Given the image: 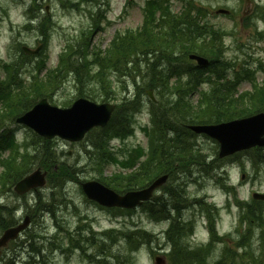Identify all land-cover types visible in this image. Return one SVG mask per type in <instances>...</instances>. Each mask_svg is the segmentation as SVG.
Here are the masks:
<instances>
[{
    "label": "rangeland",
    "instance_id": "1",
    "mask_svg": "<svg viewBox=\"0 0 264 264\" xmlns=\"http://www.w3.org/2000/svg\"><path fill=\"white\" fill-rule=\"evenodd\" d=\"M194 1L205 6L208 9V21L221 28L219 32L225 45L222 58L230 62L225 73L232 76L231 78H236L237 74H240L244 69H252L257 81H261L264 78L262 68L261 71L259 70L261 65L264 66V0ZM38 3L39 8L35 5L32 6V0H0V62L11 58L12 55L13 57L19 55L22 52V47L34 48L39 44L40 39L44 40L45 37L41 38L40 36L41 25L38 26L37 22L29 24V20L34 17L33 15L40 18L47 16L46 20L51 24L46 39L47 44L43 45L37 57H29L24 60V64L26 63L24 72L27 76L32 70L33 60H38L47 67L54 66L60 59V55H66L67 48L68 50L71 46L78 48V43H84L85 37L82 36L83 38L80 39L81 32L95 29V19L100 18L98 12L104 16L98 22L99 32H94L93 39L90 38V42L93 44V47L90 46V51L96 52L105 49L117 30L123 31L128 27L136 28L142 23L144 0H132L129 4L126 3V0H39ZM256 3L262 7L261 12L255 11ZM181 8L182 2L180 0H171L173 12H179ZM218 8L230 9L231 15L218 14L216 12ZM247 15H251L249 20H247ZM91 60L92 57L89 56L87 60H78L76 63L82 67L83 77L89 80L91 77L86 75V71L97 70L96 66L90 64ZM187 63L192 64L193 62L187 60ZM129 67L135 75L138 74L139 70L135 69L133 65L129 64ZM105 73L106 71L101 73L97 79L98 89L100 90L101 84L104 85L109 93L108 97H110V73L109 82ZM113 73L111 79L113 87L116 89V98L112 101L118 102L123 95L122 87L125 84H128L129 92L135 89L131 81L128 80L129 76L120 72ZM139 75L141 76V73ZM250 86V81L244 79L239 85L238 91L248 90ZM204 87L209 89L210 85L206 84ZM95 88L91 84L78 86L75 74L70 72L66 75L61 88L53 95L52 101L55 105L66 107L77 97L80 90L93 91ZM263 90L238 99L235 101L236 108L245 106L248 111H255L264 106ZM100 92L104 94V91L100 90ZM147 99V95L144 94L142 100L147 102ZM196 99L197 96L193 98L194 101ZM66 101H70V103L63 105ZM133 119L136 121L134 133L128 138L126 137L124 141H113V149L119 157L122 154L125 155L124 150L127 151L126 148L138 146V144L144 146L147 144V136L142 128L143 125H147L146 122L148 121L146 109L137 111ZM9 126L16 132L14 137L16 149L19 150L28 143V150L33 152L35 147L42 145L43 141L24 125L16 122L10 123ZM153 132L157 134L155 130ZM96 135L97 131H93L80 142L60 139L61 137L58 135L50 137L49 140L56 149L57 164L69 165L73 169L75 177H69L70 175L61 165L62 169L55 165L50 170H46L36 162L31 171L38 167L47 171L46 183L44 186L24 194L19 195L13 189L10 190L9 186H6L8 183L3 185L1 175L4 170L0 165V235L8 223L13 224L15 219L22 218L28 212L31 216V223L26 231L21 234L18 242L25 240V237L30 234L38 236L35 240L38 245H42L43 251L42 260L36 259L37 264H107L105 261L100 263L92 259V255L102 252L100 241L109 245L107 251L110 252V259L108 260L110 264H156L157 258L162 260L159 264H167L163 257L164 254L155 240V236L166 230L168 226V222L161 218L163 209L156 210L158 212L156 217L148 215L142 206L133 207L126 211L121 209L114 211L115 209L101 207L89 200L81 189L80 184L82 182L98 179L100 175L110 179L115 184H121L120 175L127 176L137 172L138 169L135 167L127 172V169H122V166L116 162L98 165L100 159L95 155V147L92 144ZM190 144L193 145L191 148H193L194 154L198 153V160H194L197 162V166L193 165L187 175L180 176L176 173L170 176L164 188H159L152 198L159 197L161 203L164 196L171 193L174 198L178 197L181 195L178 192L179 189L185 188L184 195L189 200L186 203L189 205L191 202H196V204L191 203L185 209V214L189 216L192 210L195 211L193 205L198 204L207 211V202L215 204L217 207L215 221L218 232L220 234L231 233L229 243L231 244L232 240L237 242L238 233L233 228L236 226L240 215V210L237 207L238 200L252 199L251 193L254 191L264 192V147L259 149L258 146H255L240 154L233 155V158H220L221 160H219L218 144L210 137L199 135L197 138H191ZM26 156L28 155L26 154ZM203 159L206 161L204 162ZM242 172L244 177L241 179ZM227 183L232 184L235 193L227 187ZM41 201L49 207L48 211L44 209L42 203H36ZM171 202L181 204L173 200ZM198 205L197 208H200ZM247 205L249 222L245 228L249 238L246 242L248 244L245 249L246 253L241 256V250H239V254L236 255L234 254L236 250L229 246L231 250L226 252L222 258L225 248L223 246L221 254L219 253L221 259H218L223 262L215 264H241L244 261L247 264H260L264 261V246L261 237L264 226L260 219L264 210V202L261 203L260 199H254ZM4 210H9L10 214H3ZM195 220V236L192 241L198 245L202 240L207 239L206 232H204L206 230V214L196 216ZM137 228L141 229L138 231L142 234L136 232L133 234L132 240L135 242L136 237L140 236H143V240L134 247H138V249L131 252L134 248L128 247L127 242L118 231L121 230L126 234L128 231ZM107 229H112L113 232L111 230L110 234L117 235V238L107 242L106 233H104ZM253 230H255V234L251 241ZM148 232L154 235L152 241L149 240L150 236L145 237L147 234L150 235ZM84 238L87 241L81 240ZM78 243L85 246L90 257L84 255V250L76 247ZM17 245L14 243L5 251V254H1L0 264H10L9 262L12 260L10 257L17 254L13 249ZM28 251L30 253L29 248ZM217 252L219 251L217 250ZM12 253L13 255L10 256ZM103 255L108 256V253L104 252ZM28 260L29 258L24 261L16 259L14 264H27V262L28 264H36ZM167 260L168 264L192 263L188 259L175 261V259L167 258ZM208 262L210 261L208 260ZM206 264H212V261Z\"/></svg>",
    "mask_w": 264,
    "mask_h": 264
},
{
    "label": "trees",
    "instance_id": "2",
    "mask_svg": "<svg viewBox=\"0 0 264 264\" xmlns=\"http://www.w3.org/2000/svg\"><path fill=\"white\" fill-rule=\"evenodd\" d=\"M38 1L32 0V6L35 5L39 8ZM33 16L36 17V15ZM205 17L206 9L196 6L190 0L187 2L186 8L179 14L170 10L167 0H148L147 13L142 26L135 30L117 33L110 46L104 51L97 50L95 52L93 50L89 54V43H78V48L71 47L66 55L62 56L59 65L49 69L47 74L41 75L45 65L36 61L35 68L31 71L29 78L23 76L26 64H24V60L28 58V55L21 52L12 60L0 62V165L4 170L1 175L3 185L8 183L6 186H9L11 190V185L13 186L18 179L28 173L36 162L46 170H50L55 165L60 169L63 167L70 175L69 177H75L73 169L69 165L63 163L60 164L61 167L57 164L56 149L54 145L52 146L51 140L34 134L43 141L42 145L35 147L34 151L30 152L28 143H26L23 148L18 150L14 144V129L9 126L10 123H15L14 120L18 115L32 107L41 97L51 99L52 95L61 88L66 75L70 72L75 74L78 86L91 84L94 88L96 87L93 91H85V93L80 91L79 95L86 94L90 98L99 100L116 98V89L113 87L111 79L114 75L113 72H120L129 76L131 83L135 86V92L131 98L124 95L120 99L108 125L94 129L90 133L97 131L92 144L95 147V155L100 159L98 165H102L107 159H110L119 162L123 167L130 168L138 162L139 156L146 154V158L140 161L137 172L127 176L120 175L121 184H115L101 175L99 180L115 191L123 192L145 186L157 173L168 172L173 175L176 173L187 175L193 165L197 166V162L194 160H198L199 157L198 153L194 154V150L191 149L193 145L190 144L191 138L196 135L188 130L185 124L215 123L253 112L248 111L244 105L242 109L236 108L228 82H220L219 79L222 78V75L219 74L218 70L221 71L226 66V63L219 66L223 56L222 38L219 29L216 30L206 22ZM33 21L31 20L29 24ZM37 23L38 26L41 25L42 27V31L40 30L42 36H46L49 30V22L43 18ZM190 52L205 55L211 59L212 65L204 68L197 65L195 67L188 66L183 61V55ZM89 56L92 57L90 64L97 67V70L86 71V75L91 77V80L84 78L82 67L76 65L78 60H87ZM141 59H147L148 63L142 64ZM129 64L139 70L137 75L130 69ZM185 64L187 67H184ZM211 66H214V69H211ZM104 71H106L105 75L108 82L110 73V97H108L109 93L104 85H100V90L104 91V94L98 89L97 79ZM212 72L218 76L215 81H212L211 77L208 76ZM138 75L139 77H137ZM137 78L146 81L145 86L153 88L160 95L156 103H150L151 128L157 134L150 130L151 128L146 130L147 133L150 130L148 150L131 149L127 155L129 160H118L111 150L109 140L114 136L123 139L132 131L133 114L143 104V88L140 91ZM207 81L212 83L211 89L208 91L202 88V85ZM122 88L126 90L127 86L124 85ZM262 89L264 86L257 87L255 92ZM197 93L200 98L196 103H193L191 97ZM263 110L264 106H261L255 112ZM7 150L10 152L9 156L2 157L3 152ZM203 160L206 161V159ZM163 199L160 203L159 197L155 196L150 201L143 203L142 209L148 215L156 217L158 214L156 210L161 208L164 210L163 213H166L165 217L169 219L171 218V210L167 212L170 209L167 201L172 199L171 193L164 196ZM38 203H42L44 209H49L44 202ZM247 208L248 205L243 202L241 214V221L244 226L242 230L243 242L249 238L245 228L249 222ZM260 219L263 222L262 213ZM173 228L174 225L171 223L166 234L171 249L176 250L178 247L173 241ZM138 230L141 229L128 231L126 234L120 230L118 233L127 242L128 247L133 248L143 240V236H140L136 237L135 242H133V234L141 233ZM149 236L147 234L145 237L148 238ZM36 237H38L36 234H30L25 237L24 241L26 242L25 245L30 247L33 252L40 254L43 249L42 245L37 244ZM116 238L117 235L110 234V240ZM100 248L105 249V245L100 244ZM9 263L14 264L12 261ZM260 264H264V262Z\"/></svg>",
    "mask_w": 264,
    "mask_h": 264
},
{
    "label": "water",
    "instance_id": "3",
    "mask_svg": "<svg viewBox=\"0 0 264 264\" xmlns=\"http://www.w3.org/2000/svg\"><path fill=\"white\" fill-rule=\"evenodd\" d=\"M32 51L24 47L26 52ZM198 61L201 59L196 57ZM113 109L108 103L95 104L87 100H77L70 108L61 109L50 106L42 99L30 111L26 112L17 121L32 127L40 135L50 138L58 135L69 140H79L84 133L95 125H104ZM196 132H204L216 138L220 142V156L232 153L242 148L253 145H264V114L260 113L249 118L235 120L217 125L191 126ZM45 173L39 169L33 171L15 185L18 193H24L30 188L41 186L45 183ZM167 176L156 178L147 188L129 191L123 195L115 193L97 181L83 183V191L88 198L99 202L101 205L112 207H133L148 199L155 188L163 184ZM256 198H264V194L254 193ZM29 222L26 216L23 223L7 228L0 237V246H5L10 239L17 237L18 233ZM264 236V231H263Z\"/></svg>",
    "mask_w": 264,
    "mask_h": 264
},
{
    "label": "bare ground",
    "instance_id": "4",
    "mask_svg": "<svg viewBox=\"0 0 264 264\" xmlns=\"http://www.w3.org/2000/svg\"><path fill=\"white\" fill-rule=\"evenodd\" d=\"M98 241V240H97ZM100 241V240H99ZM99 243V242H98ZM105 242H101L100 241V244H104ZM29 255H30V257H29ZM29 255L27 256V258H29V260L31 261V262H35L36 264H37V261H36V259H38L39 261H41L42 260V252L39 254V253H36V252H33V251H30V253H29ZM28 260V261H29Z\"/></svg>",
    "mask_w": 264,
    "mask_h": 264
},
{
    "label": "flooded vegetation",
    "instance_id": "5",
    "mask_svg": "<svg viewBox=\"0 0 264 264\" xmlns=\"http://www.w3.org/2000/svg\"><path fill=\"white\" fill-rule=\"evenodd\" d=\"M7 248H9V246H7L6 248L2 249L1 250V253H4L5 254V251L7 250Z\"/></svg>",
    "mask_w": 264,
    "mask_h": 264
}]
</instances>
